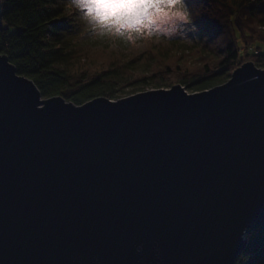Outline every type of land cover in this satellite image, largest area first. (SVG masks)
<instances>
[{"label":"water","instance_id":"95a60500","mask_svg":"<svg viewBox=\"0 0 264 264\" xmlns=\"http://www.w3.org/2000/svg\"><path fill=\"white\" fill-rule=\"evenodd\" d=\"M260 225L264 68L75 105L0 54V264H234Z\"/></svg>","mask_w":264,"mask_h":264},{"label":"trees","instance_id":"16d2710c","mask_svg":"<svg viewBox=\"0 0 264 264\" xmlns=\"http://www.w3.org/2000/svg\"><path fill=\"white\" fill-rule=\"evenodd\" d=\"M58 2L0 0V54L43 96L81 105L96 97L118 99L126 85L180 84L197 92L227 81L245 62L264 68V0H187L193 10H205L194 20L191 43L116 48L75 37L79 30L59 16ZM245 239L234 264H264V225Z\"/></svg>","mask_w":264,"mask_h":264},{"label":"clouds","instance_id":"9594fccd","mask_svg":"<svg viewBox=\"0 0 264 264\" xmlns=\"http://www.w3.org/2000/svg\"><path fill=\"white\" fill-rule=\"evenodd\" d=\"M58 6L59 16L69 18L80 37L106 41L112 48L191 43L187 33L197 31L194 20L205 11L193 10L187 0H59Z\"/></svg>","mask_w":264,"mask_h":264},{"label":"rangeland","instance_id":"374dc122","mask_svg":"<svg viewBox=\"0 0 264 264\" xmlns=\"http://www.w3.org/2000/svg\"><path fill=\"white\" fill-rule=\"evenodd\" d=\"M188 27H191V26H188ZM188 35V38L194 40L197 36L196 34V31L195 32H188L187 33ZM75 37H78L79 39H83L84 37H80L79 35L75 36ZM195 57V56H194ZM193 57V58H194ZM174 85V84H173ZM150 89H155L154 87H152V85H142V84H135V85H126L124 88H121L118 92V96L119 98H122V97H125V96H128V95H131V94H135V93H138V92H141V91H146V90H150ZM187 92L189 93H193L191 91H188L187 89H185ZM196 92V91H195ZM199 92V91H197ZM51 96H43L41 95V98L43 100L45 99H48L50 98ZM118 98V99H119Z\"/></svg>","mask_w":264,"mask_h":264}]
</instances>
